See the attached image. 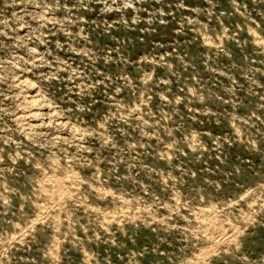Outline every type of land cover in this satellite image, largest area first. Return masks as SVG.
Returning <instances> with one entry per match:
<instances>
[{
  "label": "rangeland",
  "instance_id": "1",
  "mask_svg": "<svg viewBox=\"0 0 264 264\" xmlns=\"http://www.w3.org/2000/svg\"><path fill=\"white\" fill-rule=\"evenodd\" d=\"M0 264H264V0H0Z\"/></svg>",
  "mask_w": 264,
  "mask_h": 264
},
{
  "label": "bare ground",
  "instance_id": "2",
  "mask_svg": "<svg viewBox=\"0 0 264 264\" xmlns=\"http://www.w3.org/2000/svg\"><path fill=\"white\" fill-rule=\"evenodd\" d=\"M23 81V80H22ZM22 117V116H21ZM25 117V116H24ZM27 117V116H26ZM28 118V117H27ZM26 119V118H25ZM55 177V176H54ZM58 178V177H57ZM59 179V178H58ZM63 179V178H62ZM62 179H59V180H62ZM59 180H58V182H59ZM64 182H65V180H64ZM66 183V182H65ZM64 183V184H65ZM58 185H60L61 186V184H60V182H59V184ZM63 185V184H62ZM55 186V185H54ZM59 186V187H60ZM65 185H63L62 187H64ZM58 188V187H57ZM61 188V187H60ZM61 189H63V188H61ZM67 189V188H66ZM66 189L65 190H63V191H65V193H70V192H67L66 191ZM61 193V192H60ZM62 194H64V193H62ZM69 195V194H68ZM118 214V213H117ZM115 215V214H114ZM118 218V217H117ZM220 233V232H219ZM221 236V235H220ZM223 236H225V235H223ZM221 238V237H220Z\"/></svg>",
  "mask_w": 264,
  "mask_h": 264
}]
</instances>
